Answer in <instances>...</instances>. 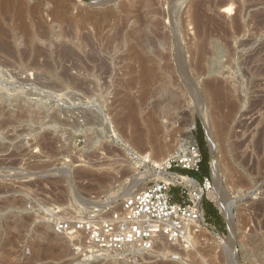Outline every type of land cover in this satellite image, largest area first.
<instances>
[{"label":"rangeland","instance_id":"rangeland-1","mask_svg":"<svg viewBox=\"0 0 264 264\" xmlns=\"http://www.w3.org/2000/svg\"><path fill=\"white\" fill-rule=\"evenodd\" d=\"M29 34L42 66L0 53V264H264V0H0V47L22 50ZM186 133L230 200L231 224L204 197L221 232L204 219L185 244L96 252L56 230L59 217L117 208L152 172L136 156L170 155Z\"/></svg>","mask_w":264,"mask_h":264},{"label":"built area","instance_id":"built-area-1","mask_svg":"<svg viewBox=\"0 0 264 264\" xmlns=\"http://www.w3.org/2000/svg\"><path fill=\"white\" fill-rule=\"evenodd\" d=\"M201 163L197 141L187 139L183 150L169 155L166 164L156 166V171L165 173L164 178L148 180L109 212L59 217L55 228L82 238L96 252L128 248L147 251L158 236L172 244L188 243L193 233L199 232L200 224L206 226L203 201L213 186L209 174H200ZM154 223L159 228L150 230L149 224Z\"/></svg>","mask_w":264,"mask_h":264},{"label":"bare ground","instance_id":"bare-ground-1","mask_svg":"<svg viewBox=\"0 0 264 264\" xmlns=\"http://www.w3.org/2000/svg\"><path fill=\"white\" fill-rule=\"evenodd\" d=\"M27 36V35H26ZM32 40H33V36L32 35H28L26 38H25V45H24V49H22V50H19V49H17L18 47H16V46H13V45H5V47H0V53H4V55L6 54V58L8 59V58H10V57H8L7 55H10V56H24V59H25V57L27 56V58H28V56H33L31 59H33L32 61H34L35 59L34 58H36L37 56H36V51H38V50H35V52L34 53H32L31 51H28V49H30L31 48V46L33 45L32 44ZM12 42V41H11ZM11 42H9L10 44H12ZM8 43V44H9ZM203 43V42H202ZM4 44H6V43H4ZM17 44V43H16ZM1 45H3V42L1 43ZM192 45V44H191ZM199 45H201V44H199ZM203 46H205L204 45V43L202 44ZM34 46V45H33ZM194 46V45H193ZM202 46V47H203ZM22 47V46H21ZM35 47V46H34ZM192 47V46H191ZM190 48V47H189ZM199 48H200V46H199ZM33 49V48H32ZM32 49H30V50H32ZM35 49V48H34ZM190 50H192V49H190ZM199 50V49H198ZM30 52V53H28V52ZM42 51V50H41ZM203 51V50H202ZM163 52L165 53L166 52V55H167V51H164L163 50ZM32 53V54H31ZM39 53V52H38ZM159 53V52H158ZM164 53H159V57L161 58V59H164L165 58V60H167L166 59V55L164 56ZM200 54H202L201 53V51H200ZM38 55V54H37ZM17 56H16V58H17ZM20 56H19V60H21L20 59ZM202 56H204V55H202ZM179 57V56H178ZM198 57H201V56H198ZM15 58V57H14ZM22 58V57H21ZM201 58H203V57H201ZM12 59V58H11ZM181 59V58H180ZM191 59H192V57H191ZM190 59V60H191ZM3 60H6V59H3ZM2 60V61H3ZM15 60V59H14ZM17 60V59H16ZM18 60V61H19ZM23 60V59H22ZM21 60V61H22ZM29 61H30V57H29V59H28ZM28 60H27V62H28ZM196 60V59H195ZM36 61V60H35ZM34 61V64L32 63V62H30V63H32V65H34V66H36L35 64L37 63V61L35 62ZM163 61V60H162ZM191 62V61H190ZM0 63H1V61H0ZM3 64H4V61L2 62ZM6 63V62H5ZM2 64V65H3ZM44 64V63H43ZM166 64V63H165ZM191 64V63H190ZM199 64V63H198ZM31 65V66H32ZM39 65V67L40 66H42V64H38L37 63V66ZM200 65V64H199ZM44 66V65H43ZM194 66V65H193ZM196 67V66H195ZM199 67H201V66H199ZM143 71H144V73H148L149 72V69H147V68H144L143 69ZM202 73V72H201ZM215 82V81H214ZM205 85H206V87H207V89L209 90V93L211 94L212 93V95L213 94H216V91H217V89L215 88V86H214V84H212L211 82H207V83H205ZM205 87V86H204ZM212 97V96H211ZM6 102V101H5ZM11 105V104H10ZM9 106V105H8ZM33 106V105H32ZM132 106V105H131ZM131 106H128V108L129 107H131ZM133 107H131V110H130V113L128 114V116L126 117L127 119L129 118V120L131 121L132 120V117L134 116L135 117V115H133L132 114V111H133V109H132ZM1 109V108H0ZM6 109V108H5ZM22 109V108H21ZM20 109V110H21ZM8 110V109H7ZM17 110V109H16ZM19 110V111H20ZM27 110H29V109H27ZM26 110V111H27ZM128 110V109H127ZM136 110V109H135ZM6 111V110H5ZM25 111V110H24ZM2 112V111H1ZM12 112V111H11ZM18 112V111H17ZM17 112H15V113H17ZM136 111H134V113H135ZM14 113V112H13ZM20 113V112H19ZM24 113V112H23ZM127 114V113H126ZM26 115V114H25ZM137 115H138V113H137ZM9 116V115H8ZM126 116V115H125ZM208 116V115H207ZM206 115L204 116V121H205V123H207V124H209V123H211V122H209V117H207ZM18 117V116H17ZM173 117V116H172ZM171 116L170 117H168L169 119L170 118H172ZM135 119V118H134ZM137 119H138V117H137ZM167 119V118H166ZM211 119V118H210ZM136 120V119H135ZM14 121V120H13ZM18 121V120H17ZM125 121H126V119H125ZM167 121V120H166ZM211 121V120H210ZM213 121V120H212ZM7 122V121H6ZM133 122V121H132ZM165 122V121H164ZM135 123V122H134ZM134 123H132L133 125H134ZM167 123H169V121L168 122H166V124ZM172 123V122H171ZM217 124V123H216ZM216 124L214 123V125L216 126ZM135 125H137V124H135ZM134 125V126H135ZM212 125H213V123H212ZM218 125V124H217ZM209 126V125H208ZM137 127V126H136ZM136 127H134V128H136ZM212 127V126H211ZM217 127H219V126H217ZM139 128V127H138ZM138 128L136 129V130H138ZM190 128H192V123H190V126L188 127V129H190ZM208 128V127H207ZM209 128H210V126H209ZM209 128L207 129V137H208V139H209V142H210V148H211V153H212V158H213V165L215 166L214 167V169H216L217 168V158H216V152H215V149H216V144H215V140L213 139V135H211V133H210V130H209ZM220 128V127H219ZM176 129V128H175ZM178 129V128H177ZM211 129V128H210ZM213 129H214V132H216L217 134H218V136H216V137H221V135L220 134H222V130L221 129H219V130H217V131H215V128L213 127ZM218 129V128H217ZM136 130H135V132L133 133V135H135L133 138H134V144L135 145H138L139 146V144H142V138L141 137H143V135H142V133H141V135L138 133V132H136ZM179 130V129H178ZM212 130V129H211ZM139 131H140V129H139ZM174 132V131H173ZM224 132V131H223ZM215 133V134H216ZM131 134V133H130ZM214 134V135H215ZM131 136V135H130ZM129 136V137H130ZM184 136H185V139H184V142H181V143H179V142H177L176 143V145H175V149H174V151L171 153V154H174V153H177V152H179L180 150H183L184 148H185V145H186V140L188 139H191L192 137L190 136V134H188V133H186V134H184ZM145 137V136H144ZM171 137V136H170ZM174 137H175V135H174ZM172 138V137H171ZM183 138V137H182ZM132 139V138H131ZM174 139V138H173ZM130 140V139H129ZM147 140V139H146ZM183 140V139H182ZM147 141H151V140H147ZM170 141V140H169ZM152 143H153V141H152ZM149 144H151V142L149 143ZM148 144V145H149ZM154 144L155 143H153V145H149V146H152V148L154 147ZM143 145V144H142ZM142 145H141V147H140V149L142 148ZM144 145H145V142H144ZM43 148H45L44 146H42ZM135 147H137V146H135ZM156 145H155V150H156ZM146 147H143L142 149H145ZM157 151V150H156ZM21 152V151H20ZM155 153V152H154ZM156 154L157 155H161V152H156L155 154H154V156H156ZM166 154V153H165ZM164 154V155H165ZM170 154V155H171ZM21 155V154H20ZM162 155L161 157H159V156H157V157H159V158H157L156 160H151L149 157H148V155H146V154H144V155H137L136 157L139 159V162L141 163V164H143V165H145L146 167H147V165H146V163L147 162H149V161H151L152 162V166H151V171L152 172H150V174L148 175V176H142L141 177V175H139V177L138 176H131L132 178H131V183H130V185H128V187L120 194L121 196H123V197H126V196H129L131 193H133L135 190H134V187L135 186H138V184L140 183H142V182H144L146 179H150V178H154V177H160V178H164L165 177V173L164 172H158V171H156V166H162V165H164V164H166V162H167V158H168V156L169 155ZM26 156V155H25ZM30 156V155H29ZM32 156V155H31ZM33 159V158H32ZM31 159V160H32ZM24 160V159H23ZM36 160V159H35ZM34 160V162H32V163H34V164H37V161H39V160H37V161H35ZM2 161V160H1ZM33 161V160H32ZM24 162V161H23ZM22 162V163H23ZM29 162V161H28ZM36 162V163H35ZM42 161L40 160L39 161V165H41V167L43 168V166L45 165L44 163V165L41 163ZM30 163V162H29ZM41 163V164H40ZM25 166L24 167H26V165H27V163H26V160H25ZM29 165H31V164H29ZM29 165L27 166V167H29ZM38 165V166H39ZM34 167H37V165L35 166V165H33ZM34 167H29V168H34ZM45 167V166H44ZM40 168V167H39ZM217 170H215V174L216 175H218L217 174ZM178 176H180V175H178ZM220 180V179H219ZM147 181V180H146ZM140 189V188H139ZM225 190V189H224ZM224 190L222 189V190H220V189H217L216 187H214V185L212 186V188L207 192V197L209 198V199H211V200H213L214 202H216V204H218L219 205V207L223 210V212L225 213L224 215H226V217L228 218V220H229V222H230V224H231V222H232V217H233V215H232V213H231V211H230V200L228 199V197L226 196V193L224 192ZM111 202L112 201H108V202H104L103 204H100V206H99V208L97 209V207H95V208H93V210H90V211H88V212H85V211H83V213H85V214H87V213H99V212H102V211H106L107 212V210H109V208H111ZM233 223V222H232ZM207 230V228H206V226H204L203 224H200V228H198V231L200 232V231H206ZM164 239L162 236H158L157 238H156V240L157 239ZM233 236H232V234L230 235V237H229V239H228V242L230 241L231 242V240L233 241ZM165 240V239H164ZM166 241V240H165ZM156 242V241H155ZM168 242V241H167ZM165 244V243H164ZM168 244V243H167ZM35 246H36V243H35ZM34 246V247H35ZM87 246H89V245H87ZM43 247V246H42ZM85 248H86V245H85ZM88 248V247H87ZM34 249V248H33ZM39 250V249H38ZM34 251V250H33ZM91 251H93V250H91ZM90 251V252H91ZM44 258V256L42 255V254H40V253H36V252H34L33 254H32V258H30L33 262H35V261H41L42 259ZM29 259V260H30ZM30 260V261H31ZM32 262V263H33Z\"/></svg>","mask_w":264,"mask_h":264},{"label":"trees","instance_id":"trees-1","mask_svg":"<svg viewBox=\"0 0 264 264\" xmlns=\"http://www.w3.org/2000/svg\"><path fill=\"white\" fill-rule=\"evenodd\" d=\"M205 155V153H204ZM203 172L205 173H208V171H206V169H204L202 166H201ZM203 209H204V219L207 223L209 224H212L213 226H215L216 230L218 232H221L222 229L219 228L217 226V219L219 217V214H217V211L215 210V208H211V206L209 205L208 202L204 201L203 203ZM222 228H223V225H222Z\"/></svg>","mask_w":264,"mask_h":264},{"label":"water","instance_id":"water-1","mask_svg":"<svg viewBox=\"0 0 264 264\" xmlns=\"http://www.w3.org/2000/svg\"><path fill=\"white\" fill-rule=\"evenodd\" d=\"M227 220V219H226Z\"/></svg>","mask_w":264,"mask_h":264}]
</instances>
